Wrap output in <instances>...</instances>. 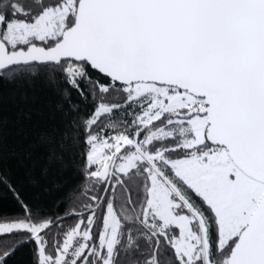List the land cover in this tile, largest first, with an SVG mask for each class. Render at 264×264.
Wrapping results in <instances>:
<instances>
[{
    "label": "snow or ice",
    "instance_id": "obj_1",
    "mask_svg": "<svg viewBox=\"0 0 264 264\" xmlns=\"http://www.w3.org/2000/svg\"><path fill=\"white\" fill-rule=\"evenodd\" d=\"M39 78L79 206L0 167V264H264V0H0V80Z\"/></svg>",
    "mask_w": 264,
    "mask_h": 264
},
{
    "label": "trees",
    "instance_id": "obj_2",
    "mask_svg": "<svg viewBox=\"0 0 264 264\" xmlns=\"http://www.w3.org/2000/svg\"><path fill=\"white\" fill-rule=\"evenodd\" d=\"M62 103L43 78L31 84L0 80V167L30 203L40 204L52 214L79 206L73 201L82 180L74 167L50 162V146L43 140L62 128ZM0 211L9 215L19 211L6 189L0 193ZM31 247L17 252L9 264H30Z\"/></svg>",
    "mask_w": 264,
    "mask_h": 264
}]
</instances>
